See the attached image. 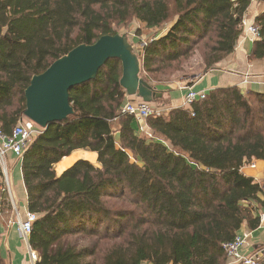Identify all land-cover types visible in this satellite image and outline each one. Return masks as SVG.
Returning <instances> with one entry per match:
<instances>
[{
    "label": "trees",
    "instance_id": "trees-1",
    "mask_svg": "<svg viewBox=\"0 0 264 264\" xmlns=\"http://www.w3.org/2000/svg\"><path fill=\"white\" fill-rule=\"evenodd\" d=\"M249 5L0 0V128L10 134L21 119L33 75L132 19L147 29L174 19L144 47L147 80L179 69L194 53L213 68L233 53ZM255 23L260 37L250 60L264 59V11ZM121 76L120 60L111 58L95 78L71 88L73 114L50 123L22 156L26 207L37 215L28 238L36 264H225L223 244L245 223L256 228L264 208L261 184L242 172L253 159L264 161V93L216 88L189 107L147 117V133H136L135 118L119 113ZM74 147L95 151L98 165L79 159L54 174ZM0 264H8L1 252Z\"/></svg>",
    "mask_w": 264,
    "mask_h": 264
},
{
    "label": "crops",
    "instance_id": "crops-1",
    "mask_svg": "<svg viewBox=\"0 0 264 264\" xmlns=\"http://www.w3.org/2000/svg\"><path fill=\"white\" fill-rule=\"evenodd\" d=\"M263 11L264 0H258L257 2L251 3L244 13L246 25L254 23L255 18ZM159 35H162V33H159ZM137 39H139V37L135 38L136 41H138ZM253 42L254 41L251 40L250 35L243 31L239 36L231 55L216 64L212 69H209L206 73H202L200 76L195 77L191 81H187V84L189 83V86L195 91H205L207 93L216 88H225L230 86H237L242 92L253 90L264 93V59L250 60L248 58ZM147 81L149 84L154 86L159 93H161V97L159 99L162 98V107H160L164 110L163 113H167L173 108L185 107L183 103L184 95L186 93L185 89L180 88L179 85L159 84L151 80ZM128 100L136 102L139 101L140 98H137L136 96H128L125 93L123 103ZM157 100L152 103L156 105V103H158ZM132 125L135 128L136 133H140L138 130L139 122L134 119ZM79 159L88 160L95 166L98 165L97 153L95 151H91L83 147H74L69 155L63 157L54 165V174L59 175L62 171ZM262 162V160L259 161L253 159L251 163L255 164L254 167L252 168L245 164L242 167V172L245 173L244 170L247 167L250 169H257L258 165H264ZM9 166L10 179L13 180L15 192L21 199H23L24 202V212H20V215L23 216L27 207L26 192L21 177L20 163L17 162V160L9 158ZM64 166L67 167L65 168ZM262 172H264V169L254 173L253 175L248 174V176L254 177L255 180L261 184L264 183V181L262 182L258 177H260L259 174ZM259 213L264 215V208H261ZM12 219L13 215L8 210H6L0 218L1 255L8 262V264H30L27 251L20 239L17 227L15 224L11 223ZM238 234L246 236L245 242L240 249L242 254L250 255L255 252H259L263 258L262 261L264 264V218L263 220L259 219V225L254 229H251L247 223L243 224ZM143 264L150 263L145 262ZM225 264L228 263L226 262Z\"/></svg>",
    "mask_w": 264,
    "mask_h": 264
},
{
    "label": "water",
    "instance_id": "water-1",
    "mask_svg": "<svg viewBox=\"0 0 264 264\" xmlns=\"http://www.w3.org/2000/svg\"><path fill=\"white\" fill-rule=\"evenodd\" d=\"M111 58L121 62L119 83L126 95L149 103L161 97V93L140 76L141 62L125 34L103 35L93 44L74 47L53 61L45 71L33 75L24 92L25 109L22 116L42 129L52 122L65 120L73 114L69 90L95 78L99 68ZM114 140L120 144L118 131L114 133Z\"/></svg>",
    "mask_w": 264,
    "mask_h": 264
},
{
    "label": "built area",
    "instance_id": "built-area-1",
    "mask_svg": "<svg viewBox=\"0 0 264 264\" xmlns=\"http://www.w3.org/2000/svg\"><path fill=\"white\" fill-rule=\"evenodd\" d=\"M258 0H250V4L257 2ZM242 31L248 33L251 40L254 41L260 37V27L254 22L250 25H246L245 17L243 15ZM137 47L140 50L144 49L147 44L144 40H140L137 43ZM180 88L186 90L184 95V106L189 107L193 102L205 98L207 92L195 91L189 86L187 82L179 85ZM164 110L161 107L156 106L153 103L144 102L141 99L139 101H126L119 109L121 115L133 116L138 122L139 132H146L145 120L147 117H155L163 114ZM193 114V113H191ZM42 131L41 127H38L33 121L21 117V119L15 124L10 134H5L0 128V218L3 216L5 210H3V202L8 201L10 197L13 204V211H9L13 215L11 223L15 224L20 236V239L26 244L28 257L31 264H36L38 260V253L32 250L28 238L31 232L32 223L36 219V213L26 210L24 215H20L19 209L14 205V197L12 195L10 186L9 168L7 167V158L12 155L17 162H21L22 156L27 148L30 146L35 137ZM254 165H251L253 167ZM8 195V197L6 196ZM8 205V202H7ZM259 218L263 220L264 215L260 214ZM245 235L236 234L235 238L223 244V251L227 257L228 264H263V258L259 252H255L250 255H244L240 251L242 245L245 242Z\"/></svg>",
    "mask_w": 264,
    "mask_h": 264
},
{
    "label": "rangeland",
    "instance_id": "rangeland-1",
    "mask_svg": "<svg viewBox=\"0 0 264 264\" xmlns=\"http://www.w3.org/2000/svg\"><path fill=\"white\" fill-rule=\"evenodd\" d=\"M173 22H174V19L170 20L169 22L164 23L158 29H147V28H145L144 24H142L141 22H139L136 19H132L130 22H128L126 24V26L124 28L119 30L118 34H125L127 42L130 44L133 51L137 54V57L139 58V60L141 62V56L143 54L144 49L140 50L137 47V45H138L137 43L140 40H144L146 43H148L153 38H156V36H158L159 33L163 34L164 32H166L167 29L172 25ZM159 36H161V35H159ZM137 37H139V39H137L138 41L135 40V38H137ZM211 68L205 69L204 65L201 62V59H200L198 53H194L189 58V60L186 61L182 65V67H180L179 69H177V67H168V68H165L156 74L151 75V78L152 79L155 78L156 81L159 82V84H173V85L178 86L181 84V82L191 81L195 77L200 76L203 72L208 71ZM140 76L146 80V78H145L146 73H144V71L142 70V66H141V70H140ZM154 80H152V81H154ZM161 99L157 100V102L159 104L156 103V106H158V107L161 106V103H162ZM38 127H40V126H38ZM9 158L12 160H15V158L12 155H9L7 158V167L9 168V175H10ZM259 161H261V160H259ZM262 163L264 164V161ZM247 165L251 167V165H255V164L250 162L249 164L247 163ZM261 166L258 165L257 169H250L249 167H247L244 170L245 171L244 174L245 175H248V174L253 175L254 173H257L260 170L264 169V165H261ZM65 168H60V169H65ZM259 176L260 177H258V178L263 182L264 181V172L259 174ZM10 186H11V190H12V195L14 197L13 198L14 199V205L19 209V211L21 213H23L24 212V202H23V199H21L20 196L15 192V187H14V183H13L12 179H10ZM261 186H262V188H264V183H261ZM6 196L8 197V195H6ZM11 200L12 199L9 197L8 201H7L8 205H7L6 201L3 202V210H5V211L9 210L10 212L13 211L14 208H13V204L11 203ZM22 243H23L25 250L27 251L26 244L23 241H22ZM27 255H28V253H27Z\"/></svg>",
    "mask_w": 264,
    "mask_h": 264
}]
</instances>
